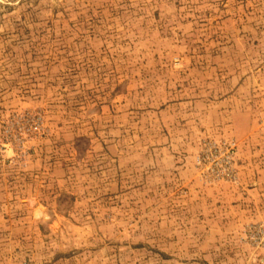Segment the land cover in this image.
<instances>
[{"label":"rangeland","instance_id":"1","mask_svg":"<svg viewBox=\"0 0 264 264\" xmlns=\"http://www.w3.org/2000/svg\"><path fill=\"white\" fill-rule=\"evenodd\" d=\"M0 264H264V0H0Z\"/></svg>","mask_w":264,"mask_h":264}]
</instances>
